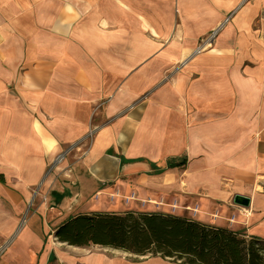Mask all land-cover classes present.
<instances>
[{"label": "crops", "instance_id": "1", "mask_svg": "<svg viewBox=\"0 0 264 264\" xmlns=\"http://www.w3.org/2000/svg\"><path fill=\"white\" fill-rule=\"evenodd\" d=\"M125 32L134 55L111 56ZM211 34V49L196 52ZM126 74L133 87L114 89ZM69 146L93 202L77 214L184 209L264 240V0H0V233L14 234L32 189L46 194L0 264L17 253L21 264L48 262L37 248L66 220H45L49 194L64 203L58 176L71 169L64 158L47 170ZM66 251L57 263L174 264L109 247Z\"/></svg>", "mask_w": 264, "mask_h": 264}, {"label": "trees", "instance_id": "2", "mask_svg": "<svg viewBox=\"0 0 264 264\" xmlns=\"http://www.w3.org/2000/svg\"><path fill=\"white\" fill-rule=\"evenodd\" d=\"M54 235L71 246L109 247L179 264H264V240L161 212L80 213L64 220Z\"/></svg>", "mask_w": 264, "mask_h": 264}, {"label": "rangeland", "instance_id": "3", "mask_svg": "<svg viewBox=\"0 0 264 264\" xmlns=\"http://www.w3.org/2000/svg\"><path fill=\"white\" fill-rule=\"evenodd\" d=\"M33 2H36V0H33ZM127 4H131V1ZM111 5L114 6V3L111 2ZM122 17L125 19L127 26H129V27L133 26L134 16L132 17L131 15H129L128 10H126V12L122 14ZM131 38H132V33H130V32L126 33L125 32V42H126L127 46L121 47V48H118V47L116 48V47L111 45L110 55L113 56L116 54H120V55L123 54V55H125V57H132L134 55V49L132 47H128V43H131L129 41V39H131ZM111 41H112V37H111ZM212 46H213V43H210L207 45L205 44L203 47H200V45H199L195 51L196 52H200V51L201 52H207L211 49ZM145 50L146 51H142V55L154 54L156 51L154 49L151 52L149 48H147ZM128 76H129V74H126V77L124 79L116 81L114 83V89L120 88L123 85H126L127 87H129V86L133 87V79L127 80ZM166 78H167V76L165 77V79ZM129 82L132 84L129 85L128 84ZM72 147L73 146H71V147L69 146L66 149H63V151H61V154H59L55 158L54 162L56 164L54 166L50 164L48 167V170H47L48 172H51L52 170H53V172H55L58 169L57 167L60 164H62L63 162L65 163V161H66V163L64 165H68L66 168L71 169V171L68 173L69 176L67 179H65L64 176H62V175L58 176L59 183L62 184V182L65 181L67 186H68V191L66 189L63 190V193L69 195L68 197H65L64 203H63L62 199H57L56 197H54V193L51 195L49 194L50 206H49V209L46 211V215L44 216L45 220L47 221V223L49 225H51L54 222H57L63 218L67 219L68 217L74 216L77 213L81 212L82 210L88 208L89 205L93 204V202L91 201V198H92L91 195H88L89 194L88 193L89 186L86 183L84 184L83 181L80 179L82 177V175H81L82 169H83L82 163L80 162L79 159H74V156L72 157V155L68 154V153H70V150H72ZM64 158L66 159L65 161H64ZM193 169H195L196 172L198 171V168H196V167ZM38 193L39 192H37V190H35V189H32L30 191L31 201L29 202V207H25L24 209H21V213H20L18 219L16 221H14L13 229H12V232L14 234H12L11 237H9V236L7 237V236H5V233H3V232L0 233L1 235L4 236L3 243L1 245H3L4 247H7L8 245L12 244L14 241H16L17 239H19L22 236V234L20 235V233H22V228L25 225L27 216L29 214V209L32 205V200H34V198L37 195H38V198L40 201L43 202L46 200V196H45L46 194L44 192H42L41 195ZM57 201H61V202L56 204ZM0 205H1V202H0ZM190 209H192V207ZM180 210L178 209L176 211H172L171 214L172 215L178 214L176 216H181V217H185V218L190 214V216H188L187 218H191L192 220L196 219V217L198 216L197 215L198 213L191 215L190 211L185 210L186 212H189V213L185 214L184 212H182V211H184V209H180ZM0 212L3 215L6 214V210L4 208H0ZM162 213L169 214L166 212H162ZM45 229H47V231H48V226H45ZM18 235H20V236L17 237ZM15 236L17 238H14ZM39 246H41V247L37 248V250L39 249L38 250L39 253H37V254L39 255V254H43V252H46V254L48 255V262L46 264H59V263H57V259L60 257L61 252L65 253L66 250L71 249V246H69L68 244L62 243V242L60 243L57 240V238L55 237L54 232H51V231L48 234L44 235V239L41 241ZM20 254L21 253L16 254V259H14L12 264H21V262H20L21 261L20 260L21 255ZM148 257H150V256H148ZM163 260L167 261L169 263L179 264V263L172 261L168 258H165Z\"/></svg>", "mask_w": 264, "mask_h": 264}, {"label": "water", "instance_id": "4", "mask_svg": "<svg viewBox=\"0 0 264 264\" xmlns=\"http://www.w3.org/2000/svg\"><path fill=\"white\" fill-rule=\"evenodd\" d=\"M233 203L241 207H247L249 205V198L243 195L236 194L233 197Z\"/></svg>", "mask_w": 264, "mask_h": 264}, {"label": "built area", "instance_id": "5", "mask_svg": "<svg viewBox=\"0 0 264 264\" xmlns=\"http://www.w3.org/2000/svg\"><path fill=\"white\" fill-rule=\"evenodd\" d=\"M213 38H214V35L213 34L205 37V39L203 40V43L200 44V47H203L205 44L207 45V44L212 43ZM4 248L5 247L3 245H0V254L2 253V251L4 250Z\"/></svg>", "mask_w": 264, "mask_h": 264}]
</instances>
